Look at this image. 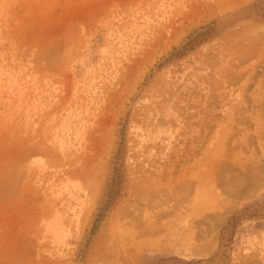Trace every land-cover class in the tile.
<instances>
[{
    "label": "rangeland",
    "instance_id": "obj_1",
    "mask_svg": "<svg viewBox=\"0 0 264 264\" xmlns=\"http://www.w3.org/2000/svg\"><path fill=\"white\" fill-rule=\"evenodd\" d=\"M0 264H264V0H0Z\"/></svg>",
    "mask_w": 264,
    "mask_h": 264
},
{
    "label": "trees",
    "instance_id": "obj_2",
    "mask_svg": "<svg viewBox=\"0 0 264 264\" xmlns=\"http://www.w3.org/2000/svg\"><path fill=\"white\" fill-rule=\"evenodd\" d=\"M202 34L203 33H199L197 36H195L194 38H192L191 40L186 42L181 47L175 48V50L173 51V53L171 55L172 56H179V55H182L188 49H191L197 42H199L197 40L199 39V37ZM121 177H122V173L120 171H117L115 173V176L113 177V180H112L113 182L111 183V186L107 191V198L104 201L103 205L100 207L99 212L96 215L94 226H93V231L95 230L97 223L105 215L106 210L109 209L113 205V203L115 202L117 197H119L120 191H121V186H120Z\"/></svg>",
    "mask_w": 264,
    "mask_h": 264
},
{
    "label": "bare ground",
    "instance_id": "obj_3",
    "mask_svg": "<svg viewBox=\"0 0 264 264\" xmlns=\"http://www.w3.org/2000/svg\"><path fill=\"white\" fill-rule=\"evenodd\" d=\"M88 177H90V176H88ZM87 179V178H86ZM89 181V180H88ZM93 181V180H92ZM90 184V183H89ZM90 186V185H89ZM94 194H95V191H94ZM93 195V194H92ZM92 197V196H91ZM94 201V200H93Z\"/></svg>",
    "mask_w": 264,
    "mask_h": 264
}]
</instances>
